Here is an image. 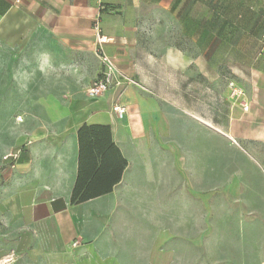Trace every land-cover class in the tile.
I'll return each mask as SVG.
<instances>
[{
    "label": "rangeland",
    "instance_id": "374dc122",
    "mask_svg": "<svg viewBox=\"0 0 264 264\" xmlns=\"http://www.w3.org/2000/svg\"><path fill=\"white\" fill-rule=\"evenodd\" d=\"M180 6L181 24L155 5L144 10L151 20L142 28L146 50L139 63L153 99V173L148 193L129 197L125 215L135 220L147 214L154 223L163 217L165 226L119 227L122 240L148 234L152 248L148 259L122 262L259 264L264 138H254L259 122L240 113L228 82L237 80L234 67L249 73L256 58H264V0H181ZM83 59L44 31L15 45L0 41V183L23 158L19 140L29 134V121L54 107L49 94L86 78L92 59ZM255 156L263 160L261 178ZM157 237L164 240L158 253L151 243Z\"/></svg>",
    "mask_w": 264,
    "mask_h": 264
},
{
    "label": "crops",
    "instance_id": "0c3cea01",
    "mask_svg": "<svg viewBox=\"0 0 264 264\" xmlns=\"http://www.w3.org/2000/svg\"><path fill=\"white\" fill-rule=\"evenodd\" d=\"M181 0H0V41L15 45L25 38L47 32L66 49L92 59L82 82L65 84L49 95L54 107L32 119L20 138L23 158L0 183V264H123V259H148L150 238L130 236L122 240L119 227H164V218L154 223L147 214L126 217L128 202L135 194H147L153 173L154 147L150 139L151 88L140 71L142 28L150 19L144 11L152 5L181 24ZM151 20V19H150ZM104 37L106 41H100ZM47 47L48 44H47ZM109 56L130 81L90 97L86 88L105 67L101 56ZM238 110L258 124L255 139L264 138V58H256L249 73L234 67ZM229 88L233 91L230 87ZM122 101L127 114L120 119L113 104ZM243 102L249 105L244 110ZM84 124L109 125L113 141L127 165L112 191L81 203L72 201L78 177L80 144L78 130ZM243 160L245 159L242 156ZM261 178V157L253 158ZM241 160V161H243ZM254 186V194L262 196ZM148 200H141L146 203ZM164 199H158L163 204ZM142 211L148 207L141 206ZM161 211L163 208L157 207ZM260 211V210H259ZM190 225V223H189ZM158 251L164 240L157 237ZM158 264V263H157ZM264 264V260L259 263Z\"/></svg>",
    "mask_w": 264,
    "mask_h": 264
},
{
    "label": "trees",
    "instance_id": "16d2710c",
    "mask_svg": "<svg viewBox=\"0 0 264 264\" xmlns=\"http://www.w3.org/2000/svg\"><path fill=\"white\" fill-rule=\"evenodd\" d=\"M78 137L80 156L72 194L74 203L112 191L127 165V160L113 141L109 125L84 124L78 130Z\"/></svg>",
    "mask_w": 264,
    "mask_h": 264
},
{
    "label": "built area",
    "instance_id": "2783aa9c",
    "mask_svg": "<svg viewBox=\"0 0 264 264\" xmlns=\"http://www.w3.org/2000/svg\"><path fill=\"white\" fill-rule=\"evenodd\" d=\"M100 41H106V39L102 37ZM101 60L105 69L88 87V95L90 97L101 96L109 89L130 81L129 77L118 69L109 56L102 55ZM229 85L233 89L232 92L235 97H239L244 93L243 89L237 86L234 81H231ZM243 108L244 110L249 109L247 102H243ZM127 110V105L122 101H116L113 104V111L120 119H123L126 116Z\"/></svg>",
    "mask_w": 264,
    "mask_h": 264
}]
</instances>
